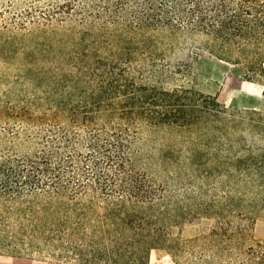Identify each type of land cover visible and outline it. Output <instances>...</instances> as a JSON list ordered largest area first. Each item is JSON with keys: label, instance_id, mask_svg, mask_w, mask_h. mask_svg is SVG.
<instances>
[{"label": "rangeland", "instance_id": "1", "mask_svg": "<svg viewBox=\"0 0 264 264\" xmlns=\"http://www.w3.org/2000/svg\"><path fill=\"white\" fill-rule=\"evenodd\" d=\"M113 3L0 0V160L41 152L56 128L84 138L85 125L111 124V69L136 85L209 94L225 107L220 121L193 131L137 125V168L185 206L167 228V244L207 236L217 218L243 247L264 241V74L244 79L239 66L210 54L199 34L131 32L135 8ZM70 110L86 124L70 123ZM85 151L80 143L62 152ZM198 204L221 209L205 212ZM0 264L71 263L0 252ZM148 264L177 263L163 247L149 251Z\"/></svg>", "mask_w": 264, "mask_h": 264}, {"label": "trees", "instance_id": "2", "mask_svg": "<svg viewBox=\"0 0 264 264\" xmlns=\"http://www.w3.org/2000/svg\"><path fill=\"white\" fill-rule=\"evenodd\" d=\"M112 8H135L131 32L199 34L204 48L239 66L244 79L264 74V0H114ZM225 114L212 95L136 85L111 69V124L85 125L87 118L70 110L69 122L85 125L84 138L63 126L41 152L0 160V252L71 264H148L151 249L166 247L177 264H264V241L241 246L219 218L207 236L167 244V228L184 217L185 206L137 168L138 124L193 131ZM80 143L84 154L62 152ZM217 206L197 205L205 212Z\"/></svg>", "mask_w": 264, "mask_h": 264}]
</instances>
